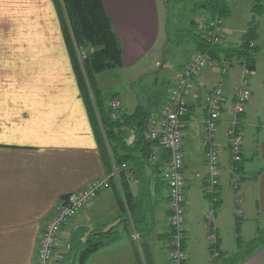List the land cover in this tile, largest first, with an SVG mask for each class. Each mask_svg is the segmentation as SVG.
<instances>
[{
	"label": "crops",
	"instance_id": "crops-1",
	"mask_svg": "<svg viewBox=\"0 0 264 264\" xmlns=\"http://www.w3.org/2000/svg\"><path fill=\"white\" fill-rule=\"evenodd\" d=\"M149 2L130 0L129 15L137 18L145 13ZM103 5L112 18L110 7L104 2ZM155 5L157 0H152L150 24H145L141 31L133 28L119 34L123 45V65L119 69L141 62L142 53L158 38L160 20ZM112 24L118 32L115 23ZM60 29L53 0H0V264H34L37 239L48 217L63 204L67 194L109 174L114 161L119 162L124 152L138 159L141 167L121 161L128 165L120 175L122 184L120 179L112 180L109 188L62 227L52 264H77L80 250L92 234L108 230L116 231L118 238L91 253L84 264H169L165 243L170 233L167 187L162 181L167 155L159 148L160 161L150 166L148 155L142 156L144 143L139 134L143 129H138L137 123L124 121L119 134L127 148L114 146L110 156L97 120H91L88 114ZM230 31L224 19L221 44L240 43H230ZM192 53L193 48L183 67ZM256 64L255 57V68L248 77L251 98L239 116V127L241 132L256 131L259 152L252 167L244 159L242 162L241 153L236 169L241 166V173L250 168L260 171L254 179L252 195L259 207L264 208V71L258 72ZM147 70L146 67L140 72ZM241 71L240 64H233L225 76V96L215 133L219 148V201L210 224L205 219L210 202L203 192L207 166L202 145L205 117L202 95L218 81V66L211 63L197 75L187 97L188 113L182 119L186 181L183 264L212 263L207 247L210 227L216 233L220 252L234 253V245H225L224 233L234 228V221L243 215V211L237 215L236 209L242 205L241 194L251 192L252 183L248 180L233 188L226 144L233 91ZM155 82L158 84V80ZM168 90L158 100L147 97L145 102L138 103L134 98L130 105L132 101L126 99L124 108L119 100L118 119L132 113L138 104L148 115L157 111ZM105 106L109 110V104ZM147 146L150 149L151 143L147 142ZM125 196L129 199L127 206ZM234 264H264V244Z\"/></svg>",
	"mask_w": 264,
	"mask_h": 264
},
{
	"label": "built area",
	"instance_id": "built-area-1",
	"mask_svg": "<svg viewBox=\"0 0 264 264\" xmlns=\"http://www.w3.org/2000/svg\"><path fill=\"white\" fill-rule=\"evenodd\" d=\"M224 35V19H209L204 31L206 40L210 43L220 44ZM84 52H82L83 55ZM84 56V55H83ZM211 60L208 53L195 50L189 61L182 68L178 78L169 88L166 98L162 101L157 111L151 113L142 130L143 139L151 143L148 155L149 164L155 165L160 161V152L164 150L167 155L166 165L162 172V181L167 187L168 216L167 223L170 233L166 239V248L169 255V264H183L186 260L184 250L185 241V203L186 181L183 176L184 152L182 119L188 113V94L194 88V78L202 71L209 68ZM231 67L229 61L222 60L219 68L217 83L202 95L204 104V125L202 145L205 149L207 179L204 186V195L209 199L210 209L206 220L210 224L214 218L215 206L218 203V190L220 165L219 148L215 133L221 114V104L225 94V76ZM251 71L242 67L241 78L233 91L231 104V119L226 130V144L229 148V159L232 170L233 188H237L240 179L236 173V164L241 161V141L239 116L245 112L246 105L251 98L248 86V77ZM197 97V95H194ZM120 101L114 98L109 103L111 119L118 118ZM128 168L126 162H121L103 178L90 181L80 191L70 192L66 195L63 204L54 211L45 222L37 239L34 264H52L54 250L60 240L62 227L68 224L80 210L89 204L103 190L110 187L112 180L119 181V174ZM240 215V211L236 209ZM133 234V238H137ZM208 250L211 259H217L219 248L217 236L212 227L207 235Z\"/></svg>",
	"mask_w": 264,
	"mask_h": 264
},
{
	"label": "rangeland",
	"instance_id": "rangeland-1",
	"mask_svg": "<svg viewBox=\"0 0 264 264\" xmlns=\"http://www.w3.org/2000/svg\"><path fill=\"white\" fill-rule=\"evenodd\" d=\"M102 2L110 7V17L112 15L110 20L112 23H115L116 28L119 30L117 32V30L113 27L119 38V34H122L123 31H126L127 29L133 30V28L141 31L142 27L145 28V24H150L151 22L149 13L153 12V8L151 6L152 0H150V2L145 6L146 12L138 14L137 18L129 15L131 14L129 5L130 0H102ZM162 2L165 3V5ZM192 2L193 0H163L161 2L157 0V6L155 5V8L157 7L158 10L160 31L158 38L153 45L147 49L148 51L146 53H142L144 54V56H142V61L131 66H127L124 70L114 68L96 75V84L102 91L106 100L105 104H109L111 102L110 97L112 94L119 96V99H117L121 101L123 108L126 99H129L130 102L132 101L130 105L133 104L135 100H137L138 103L141 101L145 102L147 97H150L151 101L158 100L161 93L166 92L167 88L169 89L172 86L174 81L178 78L176 76L177 72L182 70L184 61L190 55L192 50L190 43L184 41V39L182 41L174 40L176 37L175 31L177 28H186L191 17L201 19L203 15L200 12L195 14L189 12ZM228 2L231 7V14L225 19V25L231 29L229 41L232 44L241 42L243 35L250 27L252 30H255L257 32L255 41L258 44L257 50L255 51L256 66L258 72L263 74L264 0H228ZM164 30H168L169 33L165 34ZM60 31L62 33L61 29ZM138 35L140 36V34ZM76 51L77 55L81 59V56H83L82 52L79 49ZM194 51L195 50H193V52ZM156 61L159 62L158 65H155ZM146 67L149 69L146 73L140 72ZM157 80L158 84L155 82ZM94 120H96V116L94 117ZM97 123V127L101 132V139L104 144H108L105 148L111 156V149L115 145L107 141L105 131L99 122L98 115ZM241 134L242 162L244 159V163L252 167L253 160L256 161V157L259 152L257 134L255 130L251 131V129H247L246 131L241 132ZM116 162L117 161H114L112 168L117 166ZM259 173L260 171H256L252 168L248 169L247 172L241 173L237 171L240 178L237 182V187H239L241 183L248 180H251L252 183H250L251 192L245 196L241 194L242 205L240 206L241 208H237L240 211V214L241 211H243V215L238 218V220L234 221V228H232L229 232L225 231L224 233L225 245H234L235 253L237 251L241 253L245 252L249 247L248 244L260 235L263 237L262 245L264 244V208L259 207L258 200H256L255 195H252V190L254 189L253 184L256 182L254 179L258 177ZM257 183L259 185V182ZM255 193L257 192L255 191ZM196 195L199 197L200 193L198 192ZM199 213L200 211L198 209L197 214ZM236 227H238V231H236ZM224 255L229 256L230 254L228 255L224 253Z\"/></svg>",
	"mask_w": 264,
	"mask_h": 264
},
{
	"label": "trees",
	"instance_id": "trees-1",
	"mask_svg": "<svg viewBox=\"0 0 264 264\" xmlns=\"http://www.w3.org/2000/svg\"><path fill=\"white\" fill-rule=\"evenodd\" d=\"M53 2L58 11L61 30L67 45L77 84L91 120H94L95 116L97 120L98 115L107 141L109 143L113 142L115 146H121V149L127 148L123 144V139L119 134L121 124L124 121L134 122V124H138V129L142 130L149 115L147 111H143L144 107L138 104L129 115L123 114L120 116L121 119L117 118L113 120L110 117V111L105 107L106 100L100 87L96 84V75L106 70L122 67L123 61L121 40L113 29L102 0H53ZM189 12H192V14L200 12L203 15L201 19L191 17L186 28H177L174 40L182 41L184 39V41L190 43L193 50L208 53L212 65L219 66L222 60H227L230 65L237 63L242 67L248 68L250 71L254 70L255 51L258 44L255 41L257 32L252 30L251 27L243 35L242 41L237 45L210 43L204 36L209 19H226L230 16L231 7L228 0H193ZM166 33H169L168 30H166ZM77 49L84 52V56H81V59L77 55ZM115 97L116 94H112L110 97L111 101ZM141 132L139 135L142 143H144L143 147H141L143 148L142 156L146 157V155H149L150 149L147 146V141L143 139ZM136 143H140V141L137 140ZM120 157L118 158L119 162H116L117 165L124 160L141 167L138 159L133 158L129 153L124 152ZM149 165L154 166L152 164ZM240 167L236 171L240 172ZM122 172L119 174L120 180ZM120 182L122 184V180ZM124 199L127 206L129 199L126 196ZM236 231H238V227H236ZM117 238L118 233L114 230L92 234L80 250L77 264H84L91 253L115 241ZM237 240L239 241L238 238ZM262 243L263 237L260 235L248 244V249L243 253L237 251L229 256H225L219 250L218 258L212 260L211 264H234L240 260L242 261L244 258L250 256Z\"/></svg>",
	"mask_w": 264,
	"mask_h": 264
}]
</instances>
